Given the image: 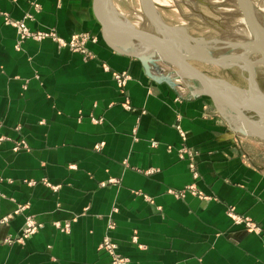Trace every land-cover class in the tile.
<instances>
[{
  "label": "crops",
  "instance_id": "obj_1",
  "mask_svg": "<svg viewBox=\"0 0 264 264\" xmlns=\"http://www.w3.org/2000/svg\"><path fill=\"white\" fill-rule=\"evenodd\" d=\"M28 15L34 32L96 36L95 58L20 41L6 19ZM193 65L249 90L239 67L220 77ZM150 67L155 79L103 40L94 0H0V264H112L107 237L129 264H264V141L238 132L229 105L241 95L210 84L217 107L200 81ZM115 73L129 75L125 87ZM21 141L29 148L14 151ZM183 146L198 153V179ZM192 184L213 200L171 193ZM231 207L263 233L236 225ZM29 218L41 228L18 242Z\"/></svg>",
  "mask_w": 264,
  "mask_h": 264
},
{
  "label": "water",
  "instance_id": "obj_2",
  "mask_svg": "<svg viewBox=\"0 0 264 264\" xmlns=\"http://www.w3.org/2000/svg\"><path fill=\"white\" fill-rule=\"evenodd\" d=\"M253 41L228 43L230 47L242 49L239 54L214 55L207 41L194 37L182 25L168 24L154 0H140L141 10L151 29L137 26L120 13L114 0H94V12L102 27L103 40L116 52L142 62L147 74L152 78L150 64H162L177 70L183 79L200 81L205 85V93L216 106L223 101L210 84L223 83L227 89H236L241 99L232 112L242 119L238 128L242 135H250L264 141V92L257 81V68L264 67V26L260 23L256 2L264 0H236ZM141 46L142 51H131ZM152 56H148V55ZM252 58V59H251ZM193 63L216 65L222 69L239 67L248 73L249 90L233 87L226 81L214 79L195 67ZM250 96V98L248 97Z\"/></svg>",
  "mask_w": 264,
  "mask_h": 264
},
{
  "label": "rangeland",
  "instance_id": "obj_3",
  "mask_svg": "<svg viewBox=\"0 0 264 264\" xmlns=\"http://www.w3.org/2000/svg\"><path fill=\"white\" fill-rule=\"evenodd\" d=\"M164 20L170 25H182L208 42L220 56L228 52L230 43L253 41L236 0H154ZM117 10L139 27L151 29L144 17L140 0H114ZM260 23L264 26V3L256 2ZM244 30V31H243ZM243 33H241V32ZM232 48V47H230ZM235 49V48H233ZM240 50V49H237ZM204 67L212 75L227 77L231 72ZM247 75L242 78L246 84ZM257 81L264 92V67L257 72Z\"/></svg>",
  "mask_w": 264,
  "mask_h": 264
},
{
  "label": "built area",
  "instance_id": "obj_4",
  "mask_svg": "<svg viewBox=\"0 0 264 264\" xmlns=\"http://www.w3.org/2000/svg\"><path fill=\"white\" fill-rule=\"evenodd\" d=\"M39 7V6H36ZM32 16L28 15L24 20L21 21H13L10 18L6 19V23L8 25H11L17 29V32L19 34L20 41H24L27 39H33L37 42H41L47 39H51L55 43L58 44L61 48H67L71 50L74 53H80L84 56L85 59H93L95 58V55L89 51L87 48L89 43H97L98 38L96 36H93L90 33H80L73 35L70 37V39H64L60 37L56 30H48V31H32L28 25L27 20H31ZM114 78L120 88L125 87L129 75L127 73H115ZM128 109H131L130 105H126ZM5 138L0 137V145L4 142ZM28 145L21 141L16 144L14 151H19L21 149H28ZM197 152L189 147L183 146L181 149L178 150V156L181 159H188L189 160V168L192 172V175L194 179L199 178V173L197 170ZM173 195H175L178 198H185L188 194L194 195L199 197L202 200H213V197L208 196L204 194L203 192L199 191L195 184L185 186L184 189L175 192L171 191ZM18 213V212H16ZM228 215L232 218L234 223L236 225H242L247 231L254 232L257 234L263 233L262 228L250 217H244L241 215H238L235 212V209L233 207L228 209ZM6 220H3L2 222H5ZM113 225H110L109 228L113 229ZM41 228V225L38 224L34 219L29 218L26 222V227L24 229V232L20 238L17 239L18 242H22L25 239L31 237L34 235L39 229ZM64 231L70 230V225L66 224L63 227ZM101 249L105 250L112 258V264H129V259L122 257L118 251H117V245L111 241L110 238H106L102 245Z\"/></svg>",
  "mask_w": 264,
  "mask_h": 264
},
{
  "label": "flooded vegetation",
  "instance_id": "obj_5",
  "mask_svg": "<svg viewBox=\"0 0 264 264\" xmlns=\"http://www.w3.org/2000/svg\"><path fill=\"white\" fill-rule=\"evenodd\" d=\"M211 50H212V53L215 55V54H216V53H215V50H214L213 48H212ZM208 66H209V67H212V68L214 67V65H208Z\"/></svg>",
  "mask_w": 264,
  "mask_h": 264
},
{
  "label": "bare ground",
  "instance_id": "obj_6",
  "mask_svg": "<svg viewBox=\"0 0 264 264\" xmlns=\"http://www.w3.org/2000/svg\"><path fill=\"white\" fill-rule=\"evenodd\" d=\"M238 4V3H237ZM261 14V13H260ZM244 31V30H243ZM241 32V31H240ZM241 33H243V32H241Z\"/></svg>",
  "mask_w": 264,
  "mask_h": 264
}]
</instances>
